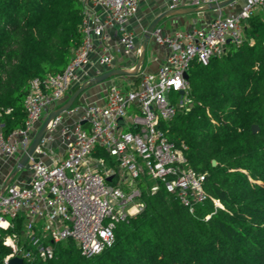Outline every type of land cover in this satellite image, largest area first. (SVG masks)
I'll use <instances>...</instances> for the list:
<instances>
[{
  "label": "built area",
  "instance_id": "built-area-1",
  "mask_svg": "<svg viewBox=\"0 0 264 264\" xmlns=\"http://www.w3.org/2000/svg\"><path fill=\"white\" fill-rule=\"evenodd\" d=\"M219 1L191 0V4L201 7ZM80 2L82 41L65 69L30 81L22 127L7 132L5 122L0 121V163H9L6 179L0 182V229H15L18 219L22 222L20 232L3 236L2 243L10 252L0 264H9L14 257L23 264L53 259L54 244L66 240H73L87 257L101 253L115 242L116 224L143 210L142 181L154 182L148 187L151 193L162 184L190 211L205 201L209 197L204 188L207 173L188 164L187 145L172 140L167 126L180 110L193 105L184 73L194 62L205 65L213 56L224 54L228 45L243 43L246 20L264 9V0H242L239 11L224 14L222 9L213 10L217 14L202 26L171 34L157 27L152 38L167 50L158 69L148 71L142 65L138 73L130 75L134 86L110 83L104 104L79 99L52 118L23 167L30 173L28 179H16V175L1 191L44 115L97 76L115 68L136 69L143 44L130 23L141 0ZM168 3L174 9L181 0ZM238 5L239 0H234L227 7ZM113 28L118 33L116 41H112ZM132 55L136 56L133 65H118L120 59ZM57 136L65 149L62 156L52 147ZM99 148L107 157L96 154ZM213 201L221 206L218 199Z\"/></svg>",
  "mask_w": 264,
  "mask_h": 264
},
{
  "label": "trees",
  "instance_id": "trees-1",
  "mask_svg": "<svg viewBox=\"0 0 264 264\" xmlns=\"http://www.w3.org/2000/svg\"><path fill=\"white\" fill-rule=\"evenodd\" d=\"M82 11L80 0H0V121L7 132L24 125L30 81L69 63L82 41ZM188 74L193 105L169 122L168 135L187 145L191 167L207 173L209 197L190 211L162 184L154 193L144 185L143 210L116 224L115 242L101 253L87 257L66 240L54 244L53 259L25 264H264L261 15L246 20L243 43L205 65L194 62ZM96 154L107 157L100 148ZM18 224L0 229V259L10 252L3 236L20 232L21 219Z\"/></svg>",
  "mask_w": 264,
  "mask_h": 264
},
{
  "label": "crops",
  "instance_id": "crops-1",
  "mask_svg": "<svg viewBox=\"0 0 264 264\" xmlns=\"http://www.w3.org/2000/svg\"><path fill=\"white\" fill-rule=\"evenodd\" d=\"M168 0H141L139 11L137 12L136 16L131 20L130 27L135 31L138 40H139V29L144 27L145 23L151 21L162 11L169 9L168 8ZM146 7V8H145ZM180 7L183 8H192L195 7L191 4V0H181ZM145 8V9H143ZM261 17L264 19V9H259L258 12ZM217 12L213 10L198 12L196 15L194 13H188L185 15H175V16H168L164 18L159 25L157 26L162 30L163 33L171 34L177 30L185 29L190 26H202L205 25L211 17H213ZM112 34V41L117 40V30L113 28L111 30ZM167 55V50L156 43V41L152 38L150 40L149 45L146 49L145 59L143 63V68L148 71H156L158 67L165 61ZM117 56L120 58L121 54L117 52ZM136 56L132 55L124 60H119L118 65L130 67L135 62ZM113 80L107 81L105 83H96L86 89L82 94L79 95L80 101L86 102H93L97 104H104L105 102V90L110 85ZM127 88H130L136 84L133 78L128 79L126 83ZM44 115L41 122L39 121L37 124V128L39 130L40 126L44 122L45 119ZM52 147L57 151L58 155L62 156L64 152V146L61 145L59 136L52 143ZM45 161H48L47 157H43ZM8 162L0 163V182L6 179L7 175V166ZM29 176V175H28ZM28 176H20L18 179L20 180H27Z\"/></svg>",
  "mask_w": 264,
  "mask_h": 264
},
{
  "label": "water",
  "instance_id": "water-1",
  "mask_svg": "<svg viewBox=\"0 0 264 264\" xmlns=\"http://www.w3.org/2000/svg\"><path fill=\"white\" fill-rule=\"evenodd\" d=\"M232 1H234V0H222V1H219V2L210 3L208 5L201 6V7H192V8L178 7V8H174V9H166V10L162 11L161 13H159L151 21V23L148 25V27L146 28V30L144 32L143 46H142V50H141V53H140L139 58H138V62H137V66H136L135 71L131 72V71H127V70H125L123 68H115V69H112V70H110L108 72H105V73L97 76L94 80L90 81L89 83H84L81 86H79L70 95V97L65 101V103H63V105H61L60 107L52 110L47 115L46 119L44 120V122L40 126L39 130L35 134L32 142L30 143V145L27 148V150L21 156L17 167L13 170V172L9 175V177L5 181L3 187L1 188V191H5L7 186L12 182L14 177L17 175L18 171L26 166L30 156L33 155V153L35 152L36 148L40 144L41 139H42L43 135L46 132L47 125H48V123L50 122V120L52 118H54L55 116L61 114L64 111H66L70 106L73 105V103L75 102L77 97L80 94H82L86 89L91 87L92 85H94L96 83H102L107 78L112 77L114 75H123V74L124 75H133V74L138 73V71L140 70V67H142V65L144 63L146 49H147V46L150 43V40L153 37V33L156 30V28L159 25V23L164 18H166L168 16L185 15V14H188V13H198V12L209 11V10H219V9H223V8L227 7ZM184 77H185V79L189 78L188 72L184 73ZM181 93H183V91H181ZM252 130L253 131H258L259 130V125L258 124H253L252 125ZM213 165H216V160H213ZM108 180L110 181L111 177H109ZM9 264H23V260L20 259V258L14 257V258H12L9 261Z\"/></svg>",
  "mask_w": 264,
  "mask_h": 264
},
{
  "label": "rangeland",
  "instance_id": "rangeland-1",
  "mask_svg": "<svg viewBox=\"0 0 264 264\" xmlns=\"http://www.w3.org/2000/svg\"><path fill=\"white\" fill-rule=\"evenodd\" d=\"M241 4H242V0H239V5L238 6H235V7H225L222 9V12L224 14H231V13H234V12H237L239 11L240 7H241ZM146 8V7H145ZM143 8V9H145ZM194 15H196V13H194ZM149 25V21H147V23H145L144 27H141V30L139 29V44H143V39H144V32L146 30V28L148 27ZM133 76H130V75H114L112 77H109L107 78L105 81H103L102 83H105L107 81H110V80H113V82L117 83V84H122V85H126L124 83L127 82L128 79H131ZM127 86V85H126ZM45 120V119H44ZM30 173L28 171L27 168H23L21 170L18 171L17 173V176H16V179H18L20 176H28ZM154 182L152 181H142L141 182V187L144 186V185H147V184H153Z\"/></svg>",
  "mask_w": 264,
  "mask_h": 264
},
{
  "label": "clouds",
  "instance_id": "clouds-1",
  "mask_svg": "<svg viewBox=\"0 0 264 264\" xmlns=\"http://www.w3.org/2000/svg\"><path fill=\"white\" fill-rule=\"evenodd\" d=\"M6 227V225H4ZM7 243H11V241H7Z\"/></svg>",
  "mask_w": 264,
  "mask_h": 264
}]
</instances>
